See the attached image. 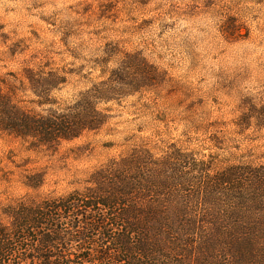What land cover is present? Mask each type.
<instances>
[{
  "label": "rangeland",
  "instance_id": "obj_1",
  "mask_svg": "<svg viewBox=\"0 0 264 264\" xmlns=\"http://www.w3.org/2000/svg\"><path fill=\"white\" fill-rule=\"evenodd\" d=\"M125 59L153 66L152 86L101 104L99 132L51 149L0 138L5 223L6 209L82 193L138 150L264 166V128L249 117L264 97V0H0V81L30 111L51 105H37L27 69L65 79L50 96L63 109Z\"/></svg>",
  "mask_w": 264,
  "mask_h": 264
},
{
  "label": "trees",
  "instance_id": "obj_2",
  "mask_svg": "<svg viewBox=\"0 0 264 264\" xmlns=\"http://www.w3.org/2000/svg\"><path fill=\"white\" fill-rule=\"evenodd\" d=\"M148 68L125 59L63 109L50 96L65 79L27 69L37 105H51L40 113L0 81V138L51 149L99 132L110 121L99 106L150 88ZM249 117L264 128V97ZM215 156L138 150L93 173L82 193L6 209L0 264H264V166L218 169Z\"/></svg>",
  "mask_w": 264,
  "mask_h": 264
}]
</instances>
